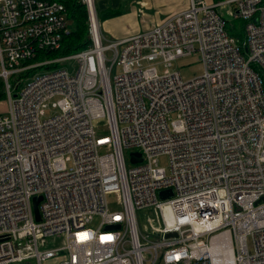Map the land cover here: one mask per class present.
Segmentation results:
<instances>
[{"label": "built area", "instance_id": "1", "mask_svg": "<svg viewBox=\"0 0 264 264\" xmlns=\"http://www.w3.org/2000/svg\"><path fill=\"white\" fill-rule=\"evenodd\" d=\"M80 1L91 44L40 58L71 32L66 5L0 0V264H214L216 239L233 264H264V0H189L119 40ZM196 52L202 75L170 70Z\"/></svg>", "mask_w": 264, "mask_h": 264}, {"label": "crops", "instance_id": "2", "mask_svg": "<svg viewBox=\"0 0 264 264\" xmlns=\"http://www.w3.org/2000/svg\"><path fill=\"white\" fill-rule=\"evenodd\" d=\"M95 5L103 32L119 40L147 31L187 9L189 0H95Z\"/></svg>", "mask_w": 264, "mask_h": 264}, {"label": "rangeland", "instance_id": "3", "mask_svg": "<svg viewBox=\"0 0 264 264\" xmlns=\"http://www.w3.org/2000/svg\"><path fill=\"white\" fill-rule=\"evenodd\" d=\"M220 13H224V10H219ZM227 21H228V27L227 29L229 30V32L231 34H233L234 36H244V31L242 29V22L239 20H231L230 18H228L227 16H225ZM68 24L69 27L71 28L73 26V24H71V21L68 19ZM155 67L157 68V71L160 75H163L166 71V68L164 67L163 64H160L159 62H155ZM43 70V69H42ZM171 71H179L182 75V77L185 80H190L192 78L198 77L200 75L203 74L204 72V67H203V63L200 57L199 52H196L190 56L187 57H182L177 59L175 62H173L172 68H170ZM40 71V70H39ZM119 72V68H116L115 73ZM7 110V105H6V100L0 103V113H4ZM54 111H49L47 113V115H51L53 114ZM126 156H127V162L130 165V160H129V153L126 152ZM159 164L162 167H165L167 172H170V161H169V157L167 155H163L159 158ZM117 196L114 194L109 195L108 197V202L109 205L112 209L117 210L120 209L119 205H118V200H117ZM138 218H139V224L141 226L142 229L145 228L147 222V215L145 214L144 211H139L138 212ZM101 223V217L100 216H95V218L93 219V221L91 222L90 226L92 228H98V226ZM62 245V241L58 240L54 245H52L53 248L59 247ZM248 246L251 252H253V241L252 238L249 237L248 239ZM45 264H50L49 262H46Z\"/></svg>", "mask_w": 264, "mask_h": 264}, {"label": "trees", "instance_id": "4", "mask_svg": "<svg viewBox=\"0 0 264 264\" xmlns=\"http://www.w3.org/2000/svg\"><path fill=\"white\" fill-rule=\"evenodd\" d=\"M63 2L68 10V19L71 21L73 26L70 28L71 32L64 37L63 46L57 52H40V58L60 56L71 54L79 50L87 48L91 44L89 35V25H88V14L86 7L81 3L80 0H51ZM216 2L223 0H215ZM243 29V25H242ZM241 43L244 42V36H238ZM7 98L5 84L2 79H0V103L5 101Z\"/></svg>", "mask_w": 264, "mask_h": 264}, {"label": "water", "instance_id": "5", "mask_svg": "<svg viewBox=\"0 0 264 264\" xmlns=\"http://www.w3.org/2000/svg\"><path fill=\"white\" fill-rule=\"evenodd\" d=\"M130 157H131V161L136 163V162H141L142 158H141V154L140 153H137V152H132L130 154ZM173 195V192L171 190L169 191H162L160 193V197L162 199H166V198H169ZM42 200V197H35L34 198V210H35V215H36V219L39 221L40 220V213H39V203L40 201ZM113 228L115 229H119V225H115L113 226ZM176 234L175 233H170L167 235V237H172V236H175ZM4 238H0V240H2Z\"/></svg>", "mask_w": 264, "mask_h": 264}, {"label": "bare ground", "instance_id": "6", "mask_svg": "<svg viewBox=\"0 0 264 264\" xmlns=\"http://www.w3.org/2000/svg\"><path fill=\"white\" fill-rule=\"evenodd\" d=\"M220 239H216L211 248L214 264H233L232 258H228Z\"/></svg>", "mask_w": 264, "mask_h": 264}]
</instances>
